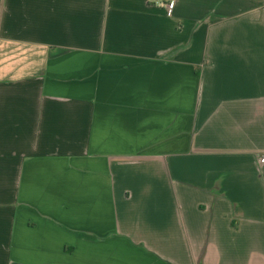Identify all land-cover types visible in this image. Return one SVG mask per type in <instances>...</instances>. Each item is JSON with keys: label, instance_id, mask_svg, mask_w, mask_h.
<instances>
[{"label": "crops", "instance_id": "obj_1", "mask_svg": "<svg viewBox=\"0 0 264 264\" xmlns=\"http://www.w3.org/2000/svg\"><path fill=\"white\" fill-rule=\"evenodd\" d=\"M0 0V264H264V0Z\"/></svg>", "mask_w": 264, "mask_h": 264}, {"label": "built area", "instance_id": "obj_2", "mask_svg": "<svg viewBox=\"0 0 264 264\" xmlns=\"http://www.w3.org/2000/svg\"><path fill=\"white\" fill-rule=\"evenodd\" d=\"M157 1L160 2L166 8L167 13L171 12L172 4L170 0H157Z\"/></svg>", "mask_w": 264, "mask_h": 264}]
</instances>
